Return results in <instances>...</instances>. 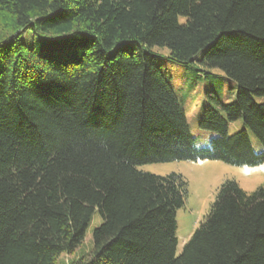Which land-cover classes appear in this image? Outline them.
<instances>
[{
	"label": "trees",
	"instance_id": "1",
	"mask_svg": "<svg viewBox=\"0 0 264 264\" xmlns=\"http://www.w3.org/2000/svg\"><path fill=\"white\" fill-rule=\"evenodd\" d=\"M0 18V264H55L96 209L91 247L68 264H264V186L222 181L176 255L187 183L137 168L264 162V0H0ZM155 47L236 83L231 102L208 95V145Z\"/></svg>",
	"mask_w": 264,
	"mask_h": 264
},
{
	"label": "rangeland",
	"instance_id": "2",
	"mask_svg": "<svg viewBox=\"0 0 264 264\" xmlns=\"http://www.w3.org/2000/svg\"><path fill=\"white\" fill-rule=\"evenodd\" d=\"M8 26V22L0 18V32L5 31ZM154 51L162 56L161 60H157V65L185 111L189 131L196 146L208 145L213 133L199 127V120L204 109L209 104L214 105L210 102L208 95L214 92L223 103L231 102L236 96V83L227 78L220 69H205L198 63L187 65L170 59L167 57L165 47H155ZM256 100L264 101V96H258ZM242 127V120L237 119L229 123L228 131L233 133ZM248 135L254 149L259 150L260 144L257 137L250 130ZM137 168L161 176L178 173L187 183L184 205L176 211V255L181 252L184 244L208 213L222 181L235 179L245 191L264 186V162L256 166H237L220 160H174L143 164ZM100 222L101 216L96 209L82 243L71 253L59 255L55 264H68L72 258L87 251L92 245V229Z\"/></svg>",
	"mask_w": 264,
	"mask_h": 264
}]
</instances>
